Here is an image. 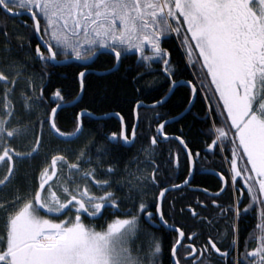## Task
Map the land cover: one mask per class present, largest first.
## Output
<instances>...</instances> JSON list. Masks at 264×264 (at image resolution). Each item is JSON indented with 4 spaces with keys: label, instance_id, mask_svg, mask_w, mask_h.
<instances>
[{
    "label": "snow or ice",
    "instance_id": "6c2138e0",
    "mask_svg": "<svg viewBox=\"0 0 264 264\" xmlns=\"http://www.w3.org/2000/svg\"><path fill=\"white\" fill-rule=\"evenodd\" d=\"M0 13V264H162L163 243L144 227L157 224L175 234L169 264H211L213 253L225 264H264V0H0ZM23 17L31 21H24L28 34L10 33L7 21ZM173 36L195 80L180 78L172 53L163 46ZM26 47L25 60L13 56ZM99 55L113 61L110 72L135 56L131 82L137 93L154 88L161 79L166 82V90L150 106L154 116L149 126L156 121V127L141 148L144 159L137 156L126 162L123 174L114 179L117 165H105L103 159L110 149L96 146L92 154L96 141L89 136L78 149H50L34 180L8 194L17 164L40 154L45 126L48 135L70 144L85 135L83 117L93 115L82 109L75 115L73 130L62 131L57 114L65 96L56 88L46 99L48 73L30 72L27 59L45 69L64 61L81 62L84 70L77 80L82 94L88 62ZM154 65L160 66L159 72ZM21 81L25 87H19ZM183 87L190 91L189 107L204 93L205 118L210 121L206 147L230 152L224 158L229 172L220 175L222 186L212 193L218 219L189 206L201 225L215 228L224 222L220 235L229 241L224 250L211 235L198 244L200 233H187L170 223L163 207L170 189L189 185L192 170L183 184L162 186L156 159L161 139L179 141L189 165L200 155L181 136H168L169 121L157 110ZM143 107L137 96L130 130L116 112L120 131L108 134L106 143L134 144ZM17 140L29 143L20 150L14 145ZM169 157V164L179 167V154L170 152ZM228 188L235 199L221 206L215 197ZM124 189L121 198L118 192ZM154 190L158 194L153 195ZM197 204L206 207L201 201ZM170 207L174 214L175 205ZM250 211L256 213V223L241 251L239 221Z\"/></svg>",
    "mask_w": 264,
    "mask_h": 264
},
{
    "label": "trees",
    "instance_id": "16d2710c",
    "mask_svg": "<svg viewBox=\"0 0 264 264\" xmlns=\"http://www.w3.org/2000/svg\"><path fill=\"white\" fill-rule=\"evenodd\" d=\"M3 14L0 13V20H2ZM23 19H9L7 21V29L10 33H23L28 34V31L24 27ZM28 24H31L30 20H27ZM2 39V38H0ZM16 41L13 40V45ZM35 38H33V47L31 51L34 53ZM163 46L172 53V61L174 66H178V75L181 79H193L191 69L186 66V61L183 57L182 50L179 47V42L173 36L167 40ZM29 49L26 47L23 51H14L13 56L17 59L25 60L26 53ZM29 64V71H34L37 74L47 72L45 77L46 88L45 97L51 99V93L60 88L65 96L64 104L74 102L76 97L80 95L79 83L77 75L79 71L84 70V67L78 63H71L63 66L52 65L45 69L43 65L35 60L27 59ZM95 63V64H94ZM91 66H88V70L96 72L109 71L112 68L113 61L107 55H100L98 59ZM2 66V65H0ZM159 65H154V68L159 72ZM136 68V57L129 56L124 60L123 64L118 71L107 75H97L94 73L88 74L86 77V88L84 90L82 100L71 108H63L57 114V124L62 131L71 132L74 128L75 115L82 109H87L93 115L103 117L111 115L116 112H120L124 116L126 124L130 125L134 123L132 116V108L134 107V101L137 96L143 100L146 105H152L155 99L160 98L162 93L166 90V82L161 79L160 83L154 88H147L143 90V93H137L131 82V77L134 75ZM151 79V77H146ZM19 87H25L23 81H21ZM18 95V94H17ZM190 98V91L187 87L180 88L175 91L170 99L162 106L158 107V111L168 121L174 119L184 113L185 108H188L187 101ZM47 107V106H46ZM207 102L204 99V93L200 92L196 98L192 110L182 119L169 123L165 126V131L168 136H181L188 144L189 149L193 153L199 152L200 155L195 157L196 174L194 176L191 185L181 191L172 192L167 195L163 207L165 211L170 214V223H174L177 227H182L187 233L191 231H198L200 238L197 241L198 244H204L207 242L208 236L211 235L218 241L219 247L222 250L229 247V241L223 240L220 233L225 229L224 222L216 224L215 228H209L206 225H201L191 216L189 212V206L195 208V210L208 216L216 221L218 219L217 209L212 204V196L206 193H201L198 189H207L208 192L216 193L222 186L220 175H227L229 172V165L225 161V157H230V152L221 153L218 150H209L206 147L205 141L208 140V126L210 121L206 120ZM17 112L23 116L20 105L17 104ZM140 126L138 129L137 139L135 144L131 147L125 146L122 143L119 144H107L106 136L111 132L120 131V122L113 118L107 120H96L90 117H84V132L85 135L81 136L78 140L74 139L70 144H62L54 136L48 135L47 126L44 129V144L40 154L33 160L24 163L17 164V172L14 180V184L7 190L8 194H11L15 188H26L31 183L36 174L38 168L44 162V158L53 148H71L78 149L82 147L89 136H94L96 145L92 146V154H96V146H105L110 149L107 156H104L105 165L116 164L117 176L114 179L119 178L123 174V168L126 162L133 160L137 156L141 160L144 159L141 148L146 147L149 143V137L155 132L156 121H153L151 127L149 121L154 116L153 110L145 108L140 109ZM162 122V121H159ZM29 141L17 140L14 142L16 148L24 150ZM210 143V141H209ZM175 156L179 154V167L174 164H169V153ZM156 159L161 165L162 175L159 176V182L162 186L168 187L171 183L182 184L183 181L188 178L189 162L187 155L182 146L176 142H168L161 140L156 153ZM209 171V172H208ZM211 172H216V175H212ZM206 172V173H203ZM126 189L118 192V195L123 198L126 194ZM158 194L157 190H154L153 195ZM149 202L152 201L153 196L147 198ZM221 206H227L235 199V194L231 188H228L221 196L215 197ZM197 201H201L203 205L197 204ZM175 205V213L172 214L171 205ZM183 208L184 212L181 213L180 209ZM154 210V209H153ZM256 213L250 211L248 214L243 215L239 221V235H240V248L243 250V241L247 239L249 232L252 231L256 223ZM150 233H154L158 236L163 243V255L161 257L162 264H169L170 261V245L174 239V233L166 228L160 227L154 229L149 225L144 226ZM254 245H250L252 247ZM235 255V253H233ZM211 264H225L218 254L213 253L211 258Z\"/></svg>",
    "mask_w": 264,
    "mask_h": 264
},
{
    "label": "water",
    "instance_id": "95a60500",
    "mask_svg": "<svg viewBox=\"0 0 264 264\" xmlns=\"http://www.w3.org/2000/svg\"><path fill=\"white\" fill-rule=\"evenodd\" d=\"M100 56V55H99ZM98 56V57H99ZM98 57H96V58H94L92 61H90V62H88V66H91L97 59H98ZM71 63H78V64H81V62H79V61H74V60H71V61H64V62H61V63H59V64H55L56 66H63V65H68V64H71ZM121 66H119V68H120ZM116 70L115 69H113L111 72L110 71H106V72H96V71H93V70H88V72H87V75L88 74H91V73H94V74H97V75H100V76H102V75H107V74H110V73H113V72H115ZM83 94H84V92L81 94L80 93V99L79 100H76V101H74V102H72V103H67V104H63V107L61 108V109H58V113L63 109V108H71V107H74L75 105H77L81 100H82V98H83ZM173 94H170L169 95V98H168V100L170 99V97L172 96ZM167 100V101H168ZM195 101H196V99L194 100V102H193V104L195 103ZM151 105H145V107L146 108H151L150 107ZM158 107H160V106H158ZM192 108H193V105L191 106V107H188V111H185L184 113H182L180 116H178V117H176V118H174V119H172V120H169V123H172V122H175V121H177V120H180V119H182L183 117H185L191 110H192ZM86 117V116H85ZM87 117H89V116H87ZM113 117H116L115 115H108V116H103V117H98V116H95V115H92V116H90V118H92V119H96V120H107V119H110V118H113ZM84 118V117H83ZM116 118H118V117H116ZM168 123V124H169ZM74 140V139H73ZM133 145V144H132ZM132 145H127V146H129V147H131ZM185 152H186V150H185ZM195 159H194V161L192 162V164H191V170H192V176H191V178H190V182H189V184L191 183V181L193 180V176H194V174H195V170H196V168H195ZM186 187V186H185ZM184 187V188H185ZM183 189V188H182ZM173 191H177V190H172V189H170V191L169 192H167L166 194H168V193H170V192H173ZM203 193H205L204 191H203ZM224 193V192H223ZM223 193H221L220 194V196L223 194ZM165 194V195H166ZM206 194H208V193H206ZM208 195H210V194H208ZM211 196H212V194H211ZM213 197V196H212ZM153 227L154 228H156V229H158L159 227H160V225H153ZM167 229V228H166ZM168 230H170V231H172L171 229H168Z\"/></svg>",
    "mask_w": 264,
    "mask_h": 264
},
{
    "label": "flooded vegetation",
    "instance_id": "af4514ba",
    "mask_svg": "<svg viewBox=\"0 0 264 264\" xmlns=\"http://www.w3.org/2000/svg\"><path fill=\"white\" fill-rule=\"evenodd\" d=\"M20 19H23V18H20ZM104 72H106V71H104ZM71 103H72V102H71ZM143 108H144V107H143ZM145 109H148V108H145ZM148 110H152V109H148ZM114 114H115V113H114ZM114 114H113V115H114ZM106 116H107V115H106ZM114 118L117 119V120L119 121V118H116V117H114ZM170 120H171V119H170ZM119 122H120V121H119ZM139 126H140V121H139ZM138 129H139V127H138ZM169 137H170V138H174L175 136H169ZM56 139H57V138H56ZM57 140H58V139H57ZM161 140H162V139H161ZM168 142H176V143L180 144L179 141H177V140H175V139H170V140H168ZM121 143H122V142H121ZM115 144H116V143H115ZM122 144H123V143H122ZM134 144H135V143H134ZM134 144H133V145H134ZM123 145H124V144H123ZM180 145H181V144H180ZM125 146H127V145H125ZM181 146H182V145H181ZM128 147H129V146H128ZM182 148H183V146H182ZM183 150H184V148H183ZM184 151H185V150H184ZM185 153H186V152H185ZM195 165H196V164H195ZM190 167H191V165H190ZM195 168H196V166H195ZM208 172H209V171H208ZM203 173H206V172H203ZM210 173H211L212 175H216V172H214V171H213V172L210 171ZM195 174H196V170H195ZM195 174H194V176H195ZM194 176H193V179H194ZM192 182H193V180L191 181V183H192ZM191 183H190L188 186H186L185 188L189 187V186L191 185ZM182 184H183V183H182ZM168 187L170 188V186H168ZM185 188H183V189H185ZM183 189H180V190H177V191H181V190H183ZM177 191H173V192H177ZM198 191L202 193V192H203V189H198ZM225 192H226V191H225ZM225 192H224V193H225ZM170 193H172V192H170ZM170 193L166 194L165 197H167V195H169ZM207 193L210 194L209 196H211V193H210V192H207ZM208 194H207V195H208ZM163 203H164V202H163ZM151 227L154 228L153 226H151ZM160 227H162V226H160ZM160 227H159V228H160ZM159 228H158V229H159ZM154 229H156V228H154Z\"/></svg>",
    "mask_w": 264,
    "mask_h": 264
},
{
    "label": "bare ground",
    "instance_id": "6f19581e",
    "mask_svg": "<svg viewBox=\"0 0 264 264\" xmlns=\"http://www.w3.org/2000/svg\"><path fill=\"white\" fill-rule=\"evenodd\" d=\"M95 64V63H94ZM80 96V95H79ZM76 101V100H75ZM144 105H146V104H144ZM194 105V104H193ZM189 107V106H188ZM144 108H146V107H144ZM148 109H151V108H148ZM185 112V111H184ZM112 115V114H111ZM108 116V115H107ZM172 120V119H171Z\"/></svg>",
    "mask_w": 264,
    "mask_h": 264
}]
</instances>
